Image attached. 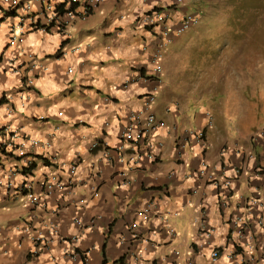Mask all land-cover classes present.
Listing matches in <instances>:
<instances>
[{
	"label": "crops",
	"instance_id": "obj_1",
	"mask_svg": "<svg viewBox=\"0 0 264 264\" xmlns=\"http://www.w3.org/2000/svg\"><path fill=\"white\" fill-rule=\"evenodd\" d=\"M190 1L172 9L175 20L190 12ZM173 4L105 0L60 33L43 30L41 3L34 0L40 25H27L25 44L10 47L17 20L5 16L0 0V100L6 101L0 139L6 128L42 143L32 155L35 170L18 173L12 188L0 187V264H210L215 248L221 264H229L230 219L247 199L264 195V104H255L252 78L240 77L239 56L228 65L199 67L189 80L154 73L150 54L162 37L138 29L136 19ZM200 40V34L190 37L189 44ZM236 44L225 47L231 57ZM13 65L46 71L29 90L10 72ZM140 112L163 125L139 144L123 141V128ZM9 159L12 168L20 165ZM73 164L78 172L71 189L46 197L47 210L21 192L28 181L44 196L45 180L69 178ZM228 178L234 183L225 206L220 185ZM146 209L148 219L140 216ZM252 210L264 217V208ZM30 221L32 232H26ZM40 230L46 242L36 246L33 235ZM257 241L258 264H264V233Z\"/></svg>",
	"mask_w": 264,
	"mask_h": 264
},
{
	"label": "built area",
	"instance_id": "obj_2",
	"mask_svg": "<svg viewBox=\"0 0 264 264\" xmlns=\"http://www.w3.org/2000/svg\"><path fill=\"white\" fill-rule=\"evenodd\" d=\"M41 3V14L45 20L43 30H47L49 27H55L60 33H64L66 29L78 19H87L92 13L97 10L105 0H37ZM186 0H175L173 8H163V10L156 11L155 9L146 11L138 16L136 19L137 28L141 31H148L151 33H157L161 35V42L154 52L150 54L153 71L157 76H160L162 69L158 64V59L161 58L163 50L174 40L182 37L187 31L197 27L200 24L201 17L197 14L184 13L181 17L175 20L172 9L175 6H181L185 4ZM4 4L7 6V11L15 12L17 15V25L14 26L13 32L9 39L10 47H19L25 44L26 34L28 30L37 28L39 23L40 13L35 10L34 0L28 2L27 0H4ZM30 22V23H28ZM173 23H178L174 28ZM29 25L28 27H26ZM79 49H77L78 51ZM22 67V66H21ZM29 65L19 68L13 65L10 72L16 75H20L22 87L25 89H33L35 87L37 77L41 76L46 68L43 66L37 67ZM33 73H29V71ZM69 74H73V68L68 70ZM155 97H150L149 102H154ZM129 125L124 127L121 133V138L125 142H132L139 144L145 135L156 131L161 125L154 114L138 113L132 114L129 120ZM4 137L0 139V187L12 188L15 176L23 172L24 176H28L35 170V161L32 158L36 149L41 146V141L36 139L27 138L18 132L10 131V129L4 128ZM204 137L203 133H200L199 139ZM97 143L92 146V149L98 148ZM159 145H161L159 143ZM52 143H47L45 148H51ZM9 158H14L19 162L18 167H11L8 164ZM150 158L153 159V155L150 154ZM206 168V166H204ZM203 169L202 171H204ZM201 171V172H202ZM78 172V166L73 164L69 169V178H63L59 175H50L42 185L44 196L35 193L34 184L31 182H25L21 186V192L24 193L31 205L36 208H40L42 211L47 210L46 197L53 195L56 192L66 193L68 192L73 183L74 177ZM200 172V174H201ZM237 173H240L237 170ZM234 183L233 178L226 179L221 185L220 189H223L222 198H224V205L228 206L227 199L230 196ZM264 208V195L259 198H249L245 201L243 212L238 216H233L230 219V233L229 239L232 245V250L229 252L228 259L229 264H258V258L255 255L258 245V236L260 233H264V217L253 215V207ZM150 215L149 209L140 213L145 219H148ZM75 223L80 227L83 226V222L80 218L75 219ZM204 226V225H203ZM30 223L24 227V231L32 232ZM206 227L204 226V230ZM55 233L56 230L48 228V231ZM208 236H211L212 232H206ZM173 234V231H171ZM74 237L73 240H75ZM77 239V238H76ZM34 245L44 244L45 236L43 231H36L33 235ZM264 249V244L261 245ZM39 254V250L36 249L33 255L36 257ZM179 255V253H177ZM76 257H81V254L76 253ZM167 260V259H165ZM210 264H221L222 253L218 248L211 251L209 256ZM167 262V261H166ZM164 260L156 261L155 264H164ZM186 264H196L193 260L187 261Z\"/></svg>",
	"mask_w": 264,
	"mask_h": 264
},
{
	"label": "rangeland",
	"instance_id": "obj_3",
	"mask_svg": "<svg viewBox=\"0 0 264 264\" xmlns=\"http://www.w3.org/2000/svg\"><path fill=\"white\" fill-rule=\"evenodd\" d=\"M190 5V13L201 15L200 24L163 50L157 61L161 74L168 81H183L188 74L197 75L194 71L199 67L228 65L239 56L240 77L252 78L255 104L263 105L260 95H264V0H191ZM199 34L201 40L189 44V38ZM232 42L237 43L238 50L231 57L225 47Z\"/></svg>",
	"mask_w": 264,
	"mask_h": 264
},
{
	"label": "trees",
	"instance_id": "obj_4",
	"mask_svg": "<svg viewBox=\"0 0 264 264\" xmlns=\"http://www.w3.org/2000/svg\"><path fill=\"white\" fill-rule=\"evenodd\" d=\"M165 9V8H164ZM156 11H160V10H163V8H156L155 9ZM0 11H5V9L2 7V6H0ZM6 13V15L5 16H7V17H15L17 14L15 13V12H10V11H5ZM200 17H201V15H200ZM6 101H5V99H1L0 100V105H2L3 103H5Z\"/></svg>",
	"mask_w": 264,
	"mask_h": 264
},
{
	"label": "clouds",
	"instance_id": "obj_5",
	"mask_svg": "<svg viewBox=\"0 0 264 264\" xmlns=\"http://www.w3.org/2000/svg\"><path fill=\"white\" fill-rule=\"evenodd\" d=\"M188 13H190V12H188ZM190 14H193V13H190ZM197 14V13H196ZM197 15H199V14H197ZM196 28V27H195ZM174 234V233H173ZM256 255V254H255Z\"/></svg>",
	"mask_w": 264,
	"mask_h": 264
}]
</instances>
